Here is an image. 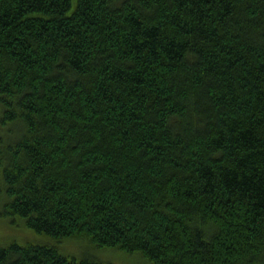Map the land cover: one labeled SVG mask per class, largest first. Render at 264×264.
I'll return each instance as SVG.
<instances>
[{
    "label": "trees",
    "instance_id": "1",
    "mask_svg": "<svg viewBox=\"0 0 264 264\" xmlns=\"http://www.w3.org/2000/svg\"><path fill=\"white\" fill-rule=\"evenodd\" d=\"M0 217L49 241L0 264H264V0H0Z\"/></svg>",
    "mask_w": 264,
    "mask_h": 264
},
{
    "label": "rangeland",
    "instance_id": "2",
    "mask_svg": "<svg viewBox=\"0 0 264 264\" xmlns=\"http://www.w3.org/2000/svg\"><path fill=\"white\" fill-rule=\"evenodd\" d=\"M27 241L36 243V244H47L49 242L47 238L43 235L36 234L32 229L26 228L20 224H12L11 220L8 217H0V245L10 244L12 242H19L21 244L26 243ZM68 246V252L82 257L88 252V246L86 242L79 240H72ZM97 255V254H96ZM101 255V256H100ZM104 255V257H103ZM123 255L118 251H106L105 253H100L97 257L106 260H112L118 264H126L124 261Z\"/></svg>",
    "mask_w": 264,
    "mask_h": 264
},
{
    "label": "bare ground",
    "instance_id": "3",
    "mask_svg": "<svg viewBox=\"0 0 264 264\" xmlns=\"http://www.w3.org/2000/svg\"><path fill=\"white\" fill-rule=\"evenodd\" d=\"M8 132V131H7ZM2 141V140H1ZM67 245V244H66ZM101 256V255H100ZM103 257H104V255H103ZM105 258V257H104Z\"/></svg>",
    "mask_w": 264,
    "mask_h": 264
}]
</instances>
